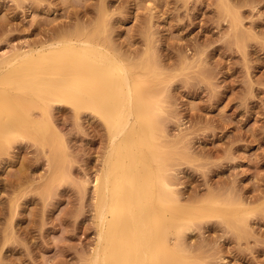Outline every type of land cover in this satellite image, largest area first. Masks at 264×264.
I'll return each mask as SVG.
<instances>
[{"label":"rangeland","instance_id":"1","mask_svg":"<svg viewBox=\"0 0 264 264\" xmlns=\"http://www.w3.org/2000/svg\"><path fill=\"white\" fill-rule=\"evenodd\" d=\"M94 31L155 73L158 144L192 214L189 261L264 264V0H0V58ZM49 113L46 144H0V264H91L107 131L87 111ZM223 203L246 208L240 226L192 209Z\"/></svg>","mask_w":264,"mask_h":264},{"label":"bare ground","instance_id":"2","mask_svg":"<svg viewBox=\"0 0 264 264\" xmlns=\"http://www.w3.org/2000/svg\"><path fill=\"white\" fill-rule=\"evenodd\" d=\"M95 34L0 58V144L30 135L46 144L55 133L53 105L98 117L108 149L93 186L97 240L91 264H192L182 240L192 214L168 179V157L158 144L155 73L125 60ZM216 207L192 209L201 219L219 216L233 227L247 213L231 203Z\"/></svg>","mask_w":264,"mask_h":264}]
</instances>
